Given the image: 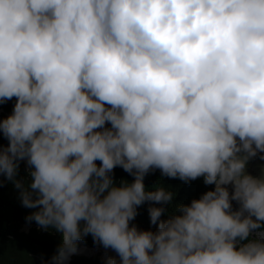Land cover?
Listing matches in <instances>:
<instances>
[{
    "label": "clouds",
    "instance_id": "obj_1",
    "mask_svg": "<svg viewBox=\"0 0 264 264\" xmlns=\"http://www.w3.org/2000/svg\"><path fill=\"white\" fill-rule=\"evenodd\" d=\"M13 98L0 186L60 234L51 264L88 236L119 264H264L249 240L264 169L246 171L264 153V0H0V105ZM156 170L215 188L166 220L150 207L157 230H139L140 206L174 199L146 189Z\"/></svg>",
    "mask_w": 264,
    "mask_h": 264
},
{
    "label": "trees",
    "instance_id": "obj_2",
    "mask_svg": "<svg viewBox=\"0 0 264 264\" xmlns=\"http://www.w3.org/2000/svg\"><path fill=\"white\" fill-rule=\"evenodd\" d=\"M14 104L15 98L0 105V119L12 114ZM7 143L6 139H0V144L7 146ZM27 172L26 163L21 162L16 179L27 183L30 180ZM114 179L119 185L121 180L131 182L133 177L117 167L114 170ZM144 183L147 190L163 187L174 194L171 204L146 202L137 209L139 214L131 224L144 231L157 230V226L150 223L148 213L150 207H164L165 213L161 219L166 220L177 214L176 207L180 204H190L192 200L200 199L207 191H212V185L206 186L202 177L185 184L179 179L162 177L159 170L149 173ZM33 211L35 209H28L22 205L20 191L12 182L4 179L3 185L0 186V264H51V257L56 254L61 243V236L54 229L44 230L35 222H28L26 217ZM80 242L88 248L73 255L68 264H106L108 257H116L119 264V257L116 254L110 255L93 250L92 247L96 244L93 243L91 236ZM245 242H238V244Z\"/></svg>",
    "mask_w": 264,
    "mask_h": 264
},
{
    "label": "rangeland",
    "instance_id": "obj_3",
    "mask_svg": "<svg viewBox=\"0 0 264 264\" xmlns=\"http://www.w3.org/2000/svg\"><path fill=\"white\" fill-rule=\"evenodd\" d=\"M264 155V153H260L258 154L257 157L251 159L248 163H247V167H246V171L253 175V176H256V177H259L260 174H261V170L264 169V160H261L260 159V156ZM215 186L212 185V190H214ZM233 210H236L235 209V206L233 205ZM264 232V228L261 229V230H256L254 231L250 237H249V240H253V239H259L261 240L262 242H264V233L261 234L260 232ZM247 242V241H246ZM245 242V243H246ZM109 254V253H108ZM112 255V254H110Z\"/></svg>",
    "mask_w": 264,
    "mask_h": 264
},
{
    "label": "water",
    "instance_id": "obj_4",
    "mask_svg": "<svg viewBox=\"0 0 264 264\" xmlns=\"http://www.w3.org/2000/svg\"><path fill=\"white\" fill-rule=\"evenodd\" d=\"M0 112H1V109H0ZM26 163V162H25ZM261 234H263L264 232H260ZM240 244V243H239ZM239 244H238V246H239ZM78 248H79V251L78 252H82L83 250H86L88 247L87 246H83L82 244H81V242H80V244L78 245ZM93 248V250H95V251H100L101 253H106V254H108L109 253V251H105V250H103V249H101L100 248V246H97V245H95V246H93L92 247ZM70 261V260H69ZM69 261L67 262V264L69 263Z\"/></svg>",
    "mask_w": 264,
    "mask_h": 264
},
{
    "label": "bare ground",
    "instance_id": "obj_5",
    "mask_svg": "<svg viewBox=\"0 0 264 264\" xmlns=\"http://www.w3.org/2000/svg\"><path fill=\"white\" fill-rule=\"evenodd\" d=\"M228 188H229V191H230V193H231V191H232L231 186L229 185ZM232 203H233V205L235 206V209L237 210L238 207H239V205H237L236 202H234V201H233ZM263 239H264V237H263ZM100 248L103 249V250H105L102 246H100ZM105 251H106V250H105ZM107 251H109V254H112V255H115V254H116L115 252H113V251L110 250V249L107 250Z\"/></svg>",
    "mask_w": 264,
    "mask_h": 264
}]
</instances>
